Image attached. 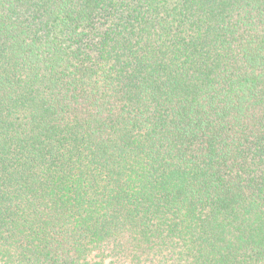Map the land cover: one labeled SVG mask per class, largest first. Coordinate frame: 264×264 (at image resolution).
Listing matches in <instances>:
<instances>
[{"label": "trees", "instance_id": "obj_1", "mask_svg": "<svg viewBox=\"0 0 264 264\" xmlns=\"http://www.w3.org/2000/svg\"><path fill=\"white\" fill-rule=\"evenodd\" d=\"M0 264H264V0H0Z\"/></svg>", "mask_w": 264, "mask_h": 264}]
</instances>
